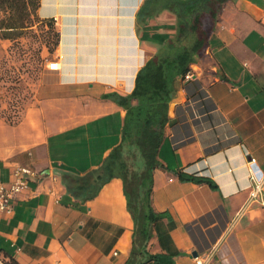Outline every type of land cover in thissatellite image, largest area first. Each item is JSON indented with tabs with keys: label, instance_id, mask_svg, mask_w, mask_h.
<instances>
[{
	"label": "crops",
	"instance_id": "crops-1",
	"mask_svg": "<svg viewBox=\"0 0 264 264\" xmlns=\"http://www.w3.org/2000/svg\"><path fill=\"white\" fill-rule=\"evenodd\" d=\"M145 0H41L60 42L19 123L0 117V181L17 166L38 173L0 214V255L18 264H125L134 221L121 179L80 203L63 171L99 167L121 141L125 111L105 95L130 94L138 71L174 33L165 11L138 23ZM210 46L177 82L154 175L153 207L164 217L149 250L174 264H264V203L249 198L252 172L264 177V0H230ZM9 40L0 39L1 53ZM251 158L256 164H250ZM215 183L181 180L180 173ZM232 224V226H231Z\"/></svg>",
	"mask_w": 264,
	"mask_h": 264
},
{
	"label": "trees",
	"instance_id": "trees-1",
	"mask_svg": "<svg viewBox=\"0 0 264 264\" xmlns=\"http://www.w3.org/2000/svg\"><path fill=\"white\" fill-rule=\"evenodd\" d=\"M138 13V23L145 26L150 19L168 11L175 17L174 33L158 44L155 53L146 61L136 76L135 87L128 95L111 93V99L125 111L120 143L113 148L102 164L83 174L63 171L62 183L69 195L80 203L95 199L103 187L115 178L121 179L128 210L134 221L132 245L125 264H174L167 254H153L149 245L157 222L163 213L153 207L154 175L163 168L160 149L167 136L170 106L177 94V82L192 72L210 46L221 10L230 0H145ZM41 0H0V39L9 40V52L20 59L27 58L31 75L40 71L43 49L53 53L60 42L54 19L42 20L37 12ZM41 42L38 47L27 46L24 40ZM7 65V64H6ZM14 69V68H13ZM15 70V69H14ZM7 81L21 83L20 76L6 69ZM3 76H2V78ZM18 99L0 110V117L9 124H17L25 112L22 89L15 84L8 88ZM33 97V96H32ZM31 97V98H32ZM11 109V111H10ZM181 180L215 183L208 179L179 174ZM4 259L18 264L14 258Z\"/></svg>",
	"mask_w": 264,
	"mask_h": 264
},
{
	"label": "built area",
	"instance_id": "built-area-1",
	"mask_svg": "<svg viewBox=\"0 0 264 264\" xmlns=\"http://www.w3.org/2000/svg\"><path fill=\"white\" fill-rule=\"evenodd\" d=\"M47 70H60V63L58 60H49L46 63ZM193 78L192 72L185 77L186 80ZM250 164H256V159L251 158ZM38 173L31 168L24 166H17L13 171V180L10 183L0 181V214L11 215L15 209L14 202L18 195L29 188L30 180L36 178ZM249 198L239 215L247 210V208L254 202L264 203V177H258L252 172L250 177ZM232 226V224H231ZM204 253L195 257L197 264H204ZM0 264H8V262L0 255Z\"/></svg>",
	"mask_w": 264,
	"mask_h": 264
},
{
	"label": "rangeland",
	"instance_id": "rangeland-1",
	"mask_svg": "<svg viewBox=\"0 0 264 264\" xmlns=\"http://www.w3.org/2000/svg\"><path fill=\"white\" fill-rule=\"evenodd\" d=\"M24 42L27 44V46L30 45L33 46L34 48L38 47V45L41 43V42L35 43L32 39L24 40ZM11 45L12 43L10 42L6 53L3 52L1 53L0 50V110L2 108L10 107V104L14 103V101L18 99V97L16 98L15 96L11 95V93L8 91V88L15 86V84H17V86H19L22 89L21 93L19 94L21 95V97L19 96V98H23L24 95L29 98L27 101H25V105H24L25 108L27 109L35 100L34 97H35L36 88L46 75L47 59L42 60L40 71L36 75H31L27 70V68L31 67L29 56L27 58L20 59L16 54H11L9 52ZM45 49L48 50L46 47H44L43 52ZM6 69L10 70L12 72L11 74H17V76L18 75L20 76L21 79L20 85L19 83H13L7 81L5 77L7 75L5 73ZM2 76L4 80L1 79Z\"/></svg>",
	"mask_w": 264,
	"mask_h": 264
}]
</instances>
